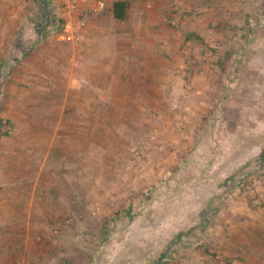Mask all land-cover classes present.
Returning <instances> with one entry per match:
<instances>
[{
  "label": "rangeland",
  "instance_id": "obj_1",
  "mask_svg": "<svg viewBox=\"0 0 264 264\" xmlns=\"http://www.w3.org/2000/svg\"><path fill=\"white\" fill-rule=\"evenodd\" d=\"M112 1L0 0V264H264V0Z\"/></svg>",
  "mask_w": 264,
  "mask_h": 264
},
{
  "label": "trees",
  "instance_id": "obj_2",
  "mask_svg": "<svg viewBox=\"0 0 264 264\" xmlns=\"http://www.w3.org/2000/svg\"><path fill=\"white\" fill-rule=\"evenodd\" d=\"M113 16L116 20L118 21H126L129 16H130V13H131V6H130V3L127 2V1H116L113 3ZM261 144L263 143L264 144V136L263 137H258V140H257V144ZM258 157L261 158V163L262 165L264 166V146L262 147V152H260V154L258 155ZM241 170L238 169L237 170V173L239 174H244L245 171H243V173H240ZM250 174V173H249ZM247 174V176L249 175ZM237 179V180H236ZM239 179L235 177V175H232V177L230 178V182L228 184V186H226L225 190H224V193L225 194H231L234 192V190L236 188L239 187ZM215 199V198H214ZM213 198L210 200V202L208 203V207L205 209V212H204V215H203V218H202V221H201V224L199 226H197L196 228H206L209 223H210V220L211 218H213V216L215 215H218V209H216L213 205V203H215ZM181 235L182 233H180L176 238L175 240L173 241V243H176L177 241L180 240L181 238ZM185 235H188L185 234ZM165 253H163V255L161 256V258H165ZM163 260V259H162ZM155 264H164V262H161V260L157 261Z\"/></svg>",
  "mask_w": 264,
  "mask_h": 264
},
{
  "label": "built area",
  "instance_id": "obj_3",
  "mask_svg": "<svg viewBox=\"0 0 264 264\" xmlns=\"http://www.w3.org/2000/svg\"><path fill=\"white\" fill-rule=\"evenodd\" d=\"M47 1H49V0H47ZM60 1L65 6V8L70 12L75 11L77 9L78 3L80 2V0H60ZM98 5H99V7H103L104 3L99 2ZM73 38H74V33L68 32L67 39L72 40Z\"/></svg>",
  "mask_w": 264,
  "mask_h": 264
},
{
  "label": "crops",
  "instance_id": "obj_4",
  "mask_svg": "<svg viewBox=\"0 0 264 264\" xmlns=\"http://www.w3.org/2000/svg\"><path fill=\"white\" fill-rule=\"evenodd\" d=\"M116 1H120V0H113V1H112V7H111V13H112V16H113V11H112V9H113V3L116 2ZM122 1H127V2L130 3V0H122ZM113 18H114V16H113ZM114 19H115V18H114Z\"/></svg>",
  "mask_w": 264,
  "mask_h": 264
}]
</instances>
